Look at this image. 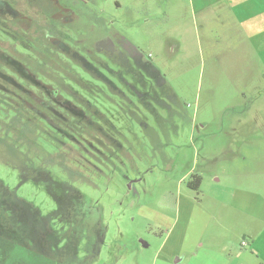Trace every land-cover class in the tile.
I'll list each match as a JSON object with an SVG mask.
<instances>
[{"label": "rangeland", "instance_id": "obj_1", "mask_svg": "<svg viewBox=\"0 0 264 264\" xmlns=\"http://www.w3.org/2000/svg\"><path fill=\"white\" fill-rule=\"evenodd\" d=\"M46 1L57 0L21 8L48 13ZM58 2L82 59L104 61L130 88L135 106L109 117L128 155L115 154L94 185L53 179L55 198L39 188L44 175L21 182L0 167V264H264L257 21L217 0Z\"/></svg>", "mask_w": 264, "mask_h": 264}, {"label": "trees", "instance_id": "obj_2", "mask_svg": "<svg viewBox=\"0 0 264 264\" xmlns=\"http://www.w3.org/2000/svg\"><path fill=\"white\" fill-rule=\"evenodd\" d=\"M23 2L0 0V167L16 171L21 182L44 175L39 188L55 198L53 179L94 185L115 154L127 153L109 117L114 107L135 105L120 72L82 59V48L60 29L58 0L46 1L48 13L38 2L22 9ZM191 178L188 187L197 192L202 177Z\"/></svg>", "mask_w": 264, "mask_h": 264}, {"label": "crops", "instance_id": "obj_3", "mask_svg": "<svg viewBox=\"0 0 264 264\" xmlns=\"http://www.w3.org/2000/svg\"><path fill=\"white\" fill-rule=\"evenodd\" d=\"M225 1L228 2V7L230 8V11L233 16L237 15L238 10L240 15L248 14V17H250V19H255V22L257 21L256 24H254L255 27L259 28L258 30L260 31H264V0H217V2L219 3H225ZM209 2H212V0H203L204 6H208ZM263 35L264 32H259L258 36L253 35V33H251L249 37L251 43H253V41L256 39H261L259 44L253 45V49L254 46L258 47L260 43H262L263 48L260 50H264Z\"/></svg>", "mask_w": 264, "mask_h": 264}, {"label": "flooded vegetation", "instance_id": "obj_4", "mask_svg": "<svg viewBox=\"0 0 264 264\" xmlns=\"http://www.w3.org/2000/svg\"><path fill=\"white\" fill-rule=\"evenodd\" d=\"M140 66H143V67H144V69H146V68H147V67H146V66H147V64H146V63H144L143 61H141V62H140Z\"/></svg>", "mask_w": 264, "mask_h": 264}]
</instances>
